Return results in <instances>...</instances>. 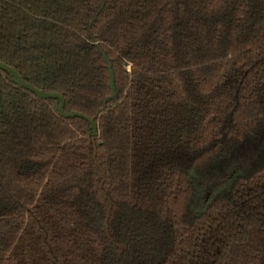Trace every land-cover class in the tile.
<instances>
[{
    "label": "trees",
    "instance_id": "1",
    "mask_svg": "<svg viewBox=\"0 0 264 264\" xmlns=\"http://www.w3.org/2000/svg\"><path fill=\"white\" fill-rule=\"evenodd\" d=\"M0 61L97 124L0 70V264H264V0H0Z\"/></svg>",
    "mask_w": 264,
    "mask_h": 264
},
{
    "label": "water",
    "instance_id": "2",
    "mask_svg": "<svg viewBox=\"0 0 264 264\" xmlns=\"http://www.w3.org/2000/svg\"><path fill=\"white\" fill-rule=\"evenodd\" d=\"M104 57H105V60L108 62L109 87H110V91H111L109 98L112 99L115 97V94H116V89H115V84H114V74H113L110 62L108 61V59L105 55H104ZM0 70L5 71L15 84L33 92L38 98L56 99L55 109L60 116L83 118L84 120H86L88 122V128L87 129H88L90 135H92V136L96 135V133H97L96 121L93 118H90L87 115L80 113V112H76V111L66 112L64 110V98L61 94H59L57 92L43 91V90H40V89L34 87L33 85H31L27 82H24L21 79V77L19 76L18 72L14 68H12L11 66H8L7 64H5L1 61H0ZM104 105H105V102H104Z\"/></svg>",
    "mask_w": 264,
    "mask_h": 264
},
{
    "label": "rangeland",
    "instance_id": "3",
    "mask_svg": "<svg viewBox=\"0 0 264 264\" xmlns=\"http://www.w3.org/2000/svg\"><path fill=\"white\" fill-rule=\"evenodd\" d=\"M214 181H208L203 184L202 196H208L211 192L212 184Z\"/></svg>",
    "mask_w": 264,
    "mask_h": 264
}]
</instances>
